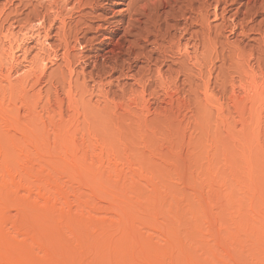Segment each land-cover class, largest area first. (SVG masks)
Instances as JSON below:
<instances>
[{"label":"rangeland","instance_id":"rangeland-1","mask_svg":"<svg viewBox=\"0 0 264 264\" xmlns=\"http://www.w3.org/2000/svg\"><path fill=\"white\" fill-rule=\"evenodd\" d=\"M0 264H264V0H0Z\"/></svg>","mask_w":264,"mask_h":264}]
</instances>
